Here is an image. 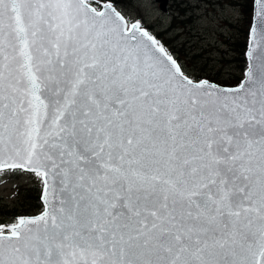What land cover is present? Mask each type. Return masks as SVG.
Masks as SVG:
<instances>
[{
    "label": "snow or ice",
    "instance_id": "obj_1",
    "mask_svg": "<svg viewBox=\"0 0 264 264\" xmlns=\"http://www.w3.org/2000/svg\"><path fill=\"white\" fill-rule=\"evenodd\" d=\"M250 8L225 86L132 0H0V173L41 201L0 218V264H264V0Z\"/></svg>",
    "mask_w": 264,
    "mask_h": 264
},
{
    "label": "rangeland",
    "instance_id": "obj_2",
    "mask_svg": "<svg viewBox=\"0 0 264 264\" xmlns=\"http://www.w3.org/2000/svg\"><path fill=\"white\" fill-rule=\"evenodd\" d=\"M204 1L167 0L164 12L152 0H132V3L138 9H149L148 22L157 25L155 32L190 74L218 84L239 80L244 69L239 49L246 27L241 9L246 0H233L224 9L219 0ZM39 188L28 175L0 173V218L12 213H38L35 197Z\"/></svg>",
    "mask_w": 264,
    "mask_h": 264
},
{
    "label": "trees",
    "instance_id": "obj_3",
    "mask_svg": "<svg viewBox=\"0 0 264 264\" xmlns=\"http://www.w3.org/2000/svg\"><path fill=\"white\" fill-rule=\"evenodd\" d=\"M241 13L243 16L246 17V27L244 28V32H243L244 33L243 44L240 47L239 51H240V55H241L240 61L243 63V66L245 67V59L243 57V54H244V50H245V43H246V39H247V29H248V24H249V20H250V14H251L250 0H246L245 4L242 6ZM237 81H238V78L236 79V81H227V82L223 83L222 85L232 86L235 83H237ZM39 193H40V188L38 189L36 197H35V201L37 203L36 208H41V204L39 202ZM12 215H17V214H15V213H12L11 215L6 214V217L12 216Z\"/></svg>",
    "mask_w": 264,
    "mask_h": 264
},
{
    "label": "water",
    "instance_id": "obj_4",
    "mask_svg": "<svg viewBox=\"0 0 264 264\" xmlns=\"http://www.w3.org/2000/svg\"><path fill=\"white\" fill-rule=\"evenodd\" d=\"M155 4H157V8L158 10L164 12L166 10V4H167V0H159V2H156V0H152ZM247 40H248V36H247ZM246 47H247V41H246ZM246 50V48H245ZM245 52V51H244ZM245 58V56H244ZM40 201V198H39ZM41 203V201H40Z\"/></svg>",
    "mask_w": 264,
    "mask_h": 264
},
{
    "label": "flooded vegetation",
    "instance_id": "obj_5",
    "mask_svg": "<svg viewBox=\"0 0 264 264\" xmlns=\"http://www.w3.org/2000/svg\"><path fill=\"white\" fill-rule=\"evenodd\" d=\"M199 1H200L201 3H202V2H205L204 0H199Z\"/></svg>",
    "mask_w": 264,
    "mask_h": 264
}]
</instances>
